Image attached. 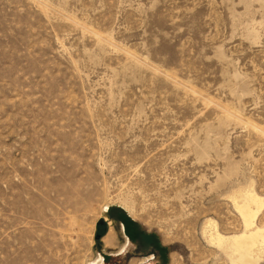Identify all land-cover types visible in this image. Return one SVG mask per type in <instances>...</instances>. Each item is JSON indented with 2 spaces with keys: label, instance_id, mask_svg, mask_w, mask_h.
Masks as SVG:
<instances>
[{
  "label": "rangeland",
  "instance_id": "rangeland-1",
  "mask_svg": "<svg viewBox=\"0 0 264 264\" xmlns=\"http://www.w3.org/2000/svg\"><path fill=\"white\" fill-rule=\"evenodd\" d=\"M247 192L264 0H0V264H230Z\"/></svg>",
  "mask_w": 264,
  "mask_h": 264
},
{
  "label": "bare ground",
  "instance_id": "bare-ground-1",
  "mask_svg": "<svg viewBox=\"0 0 264 264\" xmlns=\"http://www.w3.org/2000/svg\"><path fill=\"white\" fill-rule=\"evenodd\" d=\"M240 197L242 199L240 204L234 200V208L242 221L243 230L238 234L223 236L217 231L214 223H209L207 224V241L219 252L225 254L230 264H256L254 249L257 248L259 257L264 255V225L258 227L255 223L264 200L252 192H247ZM251 205L254 206L252 209ZM150 258L147 257L145 262H148ZM95 264H104L102 256Z\"/></svg>",
  "mask_w": 264,
  "mask_h": 264
},
{
  "label": "crops",
  "instance_id": "crops-1",
  "mask_svg": "<svg viewBox=\"0 0 264 264\" xmlns=\"http://www.w3.org/2000/svg\"><path fill=\"white\" fill-rule=\"evenodd\" d=\"M99 224H100V225L104 224V223H103V220H102V222H100ZM121 226H122V227H121L122 231L125 232V226H124V224H122ZM109 232H110V230L108 231V233H109ZM112 233H113V232H112ZM107 235H108V234H107ZM107 235H106V236H107ZM114 237H115V236H112V238L110 239V244L113 243V241H114V240H113ZM125 238H126V240H125L124 245H123V248L121 249V251L119 252V254L123 253V252L128 248V246L130 245V239H129V237L125 235ZM150 255H152V254H150ZM154 257H155V256H154Z\"/></svg>",
  "mask_w": 264,
  "mask_h": 264
},
{
  "label": "built area",
  "instance_id": "built-area-1",
  "mask_svg": "<svg viewBox=\"0 0 264 264\" xmlns=\"http://www.w3.org/2000/svg\"><path fill=\"white\" fill-rule=\"evenodd\" d=\"M149 257H151L149 260H147V261H151L152 260V258H154V256L153 255H151V256H149Z\"/></svg>",
  "mask_w": 264,
  "mask_h": 264
},
{
  "label": "water",
  "instance_id": "water-1",
  "mask_svg": "<svg viewBox=\"0 0 264 264\" xmlns=\"http://www.w3.org/2000/svg\"><path fill=\"white\" fill-rule=\"evenodd\" d=\"M100 222H102V220H100ZM100 222H99V223H100Z\"/></svg>",
  "mask_w": 264,
  "mask_h": 264
}]
</instances>
